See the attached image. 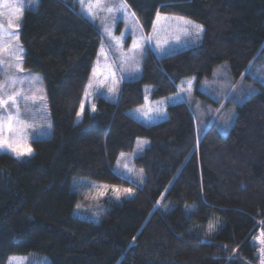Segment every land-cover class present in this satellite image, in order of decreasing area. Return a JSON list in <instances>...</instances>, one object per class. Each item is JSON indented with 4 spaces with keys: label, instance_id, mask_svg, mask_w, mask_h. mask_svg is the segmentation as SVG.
<instances>
[{
    "label": "trees",
    "instance_id": "trees-1",
    "mask_svg": "<svg viewBox=\"0 0 264 264\" xmlns=\"http://www.w3.org/2000/svg\"><path fill=\"white\" fill-rule=\"evenodd\" d=\"M149 34L158 14L203 27L197 44L158 58L148 49L141 75L116 101L98 96L84 108L101 45L97 27L72 0H39L22 15V70L42 76L51 136L30 142L27 159L0 153V264L42 254L50 264H257L264 218V85L237 107L227 135L199 131L180 98L167 118L146 125L129 114L152 98L178 95L187 77L211 78L228 62L239 77L264 54V0H124ZM138 186L113 171L137 139ZM133 188L107 205L80 202L76 181ZM82 199V198H81ZM84 200V199H83Z\"/></svg>",
    "mask_w": 264,
    "mask_h": 264
},
{
    "label": "rangeland",
    "instance_id": "rangeland-1",
    "mask_svg": "<svg viewBox=\"0 0 264 264\" xmlns=\"http://www.w3.org/2000/svg\"><path fill=\"white\" fill-rule=\"evenodd\" d=\"M72 1L101 35L77 122L85 107L90 113L95 111V97L116 101L121 84L140 77L148 49L160 58L197 44L203 31L200 24L184 17L158 14L147 34L124 0ZM38 2L0 0V153L7 152L19 159H27L34 153L32 140L51 136V117L42 76L22 70L24 50L19 36L22 15L26 6L34 9ZM259 85H264V54L260 52L237 78L231 76L228 62H223L211 78L200 81L194 76L184 78L178 84V95L154 99L152 87L145 86L144 103L129 114L146 125L159 123L167 118V106L180 98L191 108L201 133L215 126L227 135L237 107L255 94ZM148 146L147 139H137L131 152L119 155L113 171L135 185H142L145 175L134 160L143 155ZM75 185L80 202L95 206L121 202L135 194L133 188L88 178H81ZM8 264H50V260L33 253L13 255Z\"/></svg>",
    "mask_w": 264,
    "mask_h": 264
},
{
    "label": "built area",
    "instance_id": "built-area-1",
    "mask_svg": "<svg viewBox=\"0 0 264 264\" xmlns=\"http://www.w3.org/2000/svg\"><path fill=\"white\" fill-rule=\"evenodd\" d=\"M263 227V231H262V235L260 237V244H261V247H262V252H261V255H260V258H259V261L257 264H264V218L262 219H259L256 223V227Z\"/></svg>",
    "mask_w": 264,
    "mask_h": 264
}]
</instances>
